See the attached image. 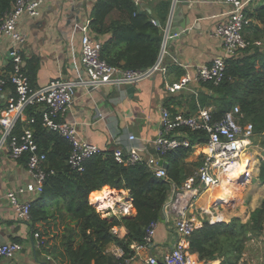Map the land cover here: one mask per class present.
<instances>
[{
	"label": "built area",
	"instance_id": "obj_1",
	"mask_svg": "<svg viewBox=\"0 0 264 264\" xmlns=\"http://www.w3.org/2000/svg\"><path fill=\"white\" fill-rule=\"evenodd\" d=\"M251 1L207 0L210 4L229 8L225 22L213 32L214 38L221 43L222 55L216 57L210 65L198 66L194 70L193 77L186 75L179 83L166 84L168 92L180 91L190 84L203 83L218 86L222 83L225 75V62L231 58H239L241 52L249 46L243 37V32L251 22L246 15L248 4ZM44 2L45 0H14L10 12L0 23V38H6L12 43L9 50L11 71L7 78H0V94L8 86L13 88V93L7 101V107L0 115L2 130L0 153L6 149L9 157L14 161L26 156L28 174L34 180L39 194L42 192L46 179L53 172L46 171L43 167L45 156L39 153L32 130L25 128L19 134H15L17 124L22 120L25 111L29 107L39 106L41 126L50 132L57 133L69 143L71 152L67 165L72 171L82 172L85 162L102 151L96 146L81 141L75 127L63 120L72 109L76 89L97 90L105 86H135L150 80L158 73L165 75L164 62L167 56L166 44L169 39L167 27L160 55L151 68L137 71L121 70L108 65L101 59L102 44L90 36V23L86 21L80 28L82 32L80 61L84 68V78L58 79L43 88L32 89L23 72L22 51L27 37L19 31L18 25L22 16L26 15L31 19L38 18ZM153 24L156 25L154 21ZM213 113V108L209 107L202 108L193 115L172 114L164 109L160 112L159 131L152 142L155 157L142 152V149L137 146L139 140L133 136L128 137L130 146L114 151L115 161L119 164L132 166L144 163L157 179L167 180V172L160 165L161 157L182 148H192L188 139L181 136L185 134L183 131L201 134L205 140L203 144H199L203 156L201 165L181 186L172 187L173 193L164 207V214L171 221L170 227L174 237L172 247L160 257L152 253L159 225V222H153L146 229L142 242L130 245L131 254L129 256L117 247L109 250L116 259V264H134L135 262H141V264H202L197 263L194 257L187 252V239L204 223L211 226L224 223L217 207L223 206L229 200L224 196L226 199L221 198L211 204V190L219 185H224L231 190L248 181L247 171L250 166L248 154L254 144L253 127L251 124L241 123L242 115L238 107L225 112L220 119L215 118ZM99 117L103 118L100 114ZM24 193L23 189L9 192L6 200L13 209L15 218L30 226L32 203L19 200V196ZM205 195H208L206 207H199L198 203ZM106 197L108 206L105 210H99L96 200L98 197L94 198V204L89 201V204L103 218L132 215L133 209L129 195L127 197L108 189ZM219 219H221L220 222ZM119 229L114 228L112 233L123 237ZM34 238L39 245V235L35 234ZM253 241L264 249V231L258 239H253ZM20 250L21 247L17 243L0 246V260L12 259ZM143 252H146L144 258L140 257ZM256 264H264V262L259 261Z\"/></svg>",
	"mask_w": 264,
	"mask_h": 264
},
{
	"label": "trees",
	"instance_id": "obj_2",
	"mask_svg": "<svg viewBox=\"0 0 264 264\" xmlns=\"http://www.w3.org/2000/svg\"><path fill=\"white\" fill-rule=\"evenodd\" d=\"M13 2L0 0V23L10 12ZM259 3V7L246 12L251 21L243 32L248 48L241 52L239 58L225 62V75L220 85L207 84V88L214 101L221 105V109L214 110L213 116L220 119L225 112L238 107L241 123L253 127L254 144L264 148V0H259ZM170 8L169 2H160L156 18H152L139 14L135 0H98L90 15L89 28L94 39H106L101 43V59L121 70L151 68L161 52L164 22ZM113 12L120 20L107 24L106 20ZM153 21L159 25H154ZM38 109L39 106L29 107L25 113L33 116L34 123L30 129L39 153L45 156L43 167L53 173L43 184L37 200L31 204L30 227L33 236L39 235L37 247L50 258L48 263L116 264L109 248H120L129 256L130 245L142 242L148 226L161 221L172 187L181 186V181L188 176L187 168L190 166L184 162L191 150L182 148L161 157L171 164L166 170L167 180L157 179L144 163L132 166L119 164L115 161L114 150L92 157L85 162L82 172H75L67 165L71 152L69 143L41 126ZM19 127L21 121L15 134L20 133ZM183 133L189 135L190 141L198 136L201 144L205 141L201 134ZM260 179L264 183V165L260 167ZM105 187L127 191L135 214L103 218L89 204V196ZM51 220L56 229L52 230V239L48 238L52 231H48L45 225ZM114 228L124 229L125 236L113 234ZM263 231L264 200L245 224L237 219L213 226L204 223L187 239L186 249L197 263L238 264L246 243L258 239Z\"/></svg>",
	"mask_w": 264,
	"mask_h": 264
},
{
	"label": "crops",
	"instance_id": "obj_3",
	"mask_svg": "<svg viewBox=\"0 0 264 264\" xmlns=\"http://www.w3.org/2000/svg\"><path fill=\"white\" fill-rule=\"evenodd\" d=\"M97 1L45 0L38 18L31 19L26 15L21 17L18 29L27 37L22 51L23 69L32 89L43 88L58 79L84 78V68L80 61L82 36L80 28L86 21L90 23V15ZM162 1L169 2L170 7L174 3V0H135V3L139 5V14L156 18L157 8ZM175 5L176 9L182 10L179 16L175 17V28L179 29L184 24L185 31L188 33L169 45V39L167 40L165 75L158 73L150 80L135 85L132 94L127 92L126 86H105L97 90L76 89L72 109L63 120L75 127L81 141L98 147L102 152L115 151L130 146L128 137L133 136L139 140L137 146L142 149V152L155 157L152 142L159 131L162 110H168L172 114L193 115L206 107L217 111L221 109L220 103L214 101L207 84H190L187 88L174 93L167 91L166 84L179 83L186 75L193 77L194 70L198 66L210 65L216 57L222 55L221 43L214 38L213 32L225 22L229 8L210 4L207 0H176ZM259 5V0H252L248 4V9H255ZM170 12L171 8L164 22L163 40L169 26ZM118 20L120 17L113 12L106 22L108 24ZM90 36H92L91 32ZM105 40L100 38L99 41L102 43ZM11 45L8 39L0 38V78H7L11 71L9 57ZM12 89L8 86L0 94V115L7 107L8 98L13 93ZM99 114L103 116L102 119ZM33 123V116L25 113L19 128L21 130L30 128ZM181 136L188 139L192 148L184 162L190 166L187 168L188 176L180 184L195 172L198 167L193 165H200L203 158L199 147L201 137H195L193 141H190L189 135ZM1 137L0 128V140ZM248 155L250 160L248 181L225 193L227 197L229 196V204H224V207L217 205V211H220L219 216L226 223L234 219L242 224L247 223L251 213L260 208L264 200V183L260 179V167L264 165V148L253 144ZM26 163L25 157L17 161L12 160L6 149L0 153V246L17 243L21 247L14 258L1 259L0 264H55L47 262L50 258L37 247V240L33 236L31 227L15 218L13 209L6 200L9 192L19 189L25 192L19 196L21 202L33 203L40 195L34 180L28 174ZM165 163L164 160L160 161V165ZM166 164L168 167L171 165ZM108 189L110 188L105 187L99 192L92 193L89 201L92 202V199L99 197ZM117 192L127 197L129 195L127 191ZM105 195L107 196V193ZM207 197L208 195H205L200 199L199 207H206ZM221 198L216 200L219 201ZM97 204L103 205L104 208L108 206L106 199L97 201ZM134 214L133 210L131 216ZM164 216L165 214L159 222L154 247L151 250L159 257L172 247L174 241L170 227L171 221ZM40 232L41 228H39ZM119 233L122 236L126 234L122 228L119 229ZM145 255L146 252H143L140 257L144 258ZM243 257L244 254L240 261Z\"/></svg>",
	"mask_w": 264,
	"mask_h": 264
},
{
	"label": "rangeland",
	"instance_id": "obj_4",
	"mask_svg": "<svg viewBox=\"0 0 264 264\" xmlns=\"http://www.w3.org/2000/svg\"><path fill=\"white\" fill-rule=\"evenodd\" d=\"M172 193H173V191L171 192V195H172ZM224 196L227 197V195L225 194V195L222 196L223 197L222 199H226V198H224ZM239 198H240V196H239ZM215 220H216V218H215ZM53 223H54V221L51 220V221H49V223L45 224L48 227V231L56 230V229H54ZM224 223H226V222H224ZM49 224H50V226H49ZM53 235H54V233L52 231L48 238L52 239ZM254 261H256V263H258L259 261H263L264 262V249L261 246H259L258 244H256L251 239L245 245L243 260L239 261L238 264H254ZM134 264H136V262Z\"/></svg>",
	"mask_w": 264,
	"mask_h": 264
},
{
	"label": "water",
	"instance_id": "obj_5",
	"mask_svg": "<svg viewBox=\"0 0 264 264\" xmlns=\"http://www.w3.org/2000/svg\"><path fill=\"white\" fill-rule=\"evenodd\" d=\"M185 6L186 3H185ZM182 12L181 9H176V5L175 3H172V6H171V12H170V16H169V26H168V36H169V42H168V45L174 41V40H177V39H181L183 38V36H185L188 32L185 31V27H184V24L181 25L179 27V29H176L175 28V17L176 16H179V14ZM188 23V22H187ZM156 25L158 26L159 23L157 22ZM11 59V58H10ZM126 89H127V92L129 94H132L134 92V85H126ZM162 163V162H161ZM165 170L168 169V165L165 163L163 165H161ZM215 202V200H213ZM163 218V217H162Z\"/></svg>",
	"mask_w": 264,
	"mask_h": 264
},
{
	"label": "bare ground",
	"instance_id": "obj_6",
	"mask_svg": "<svg viewBox=\"0 0 264 264\" xmlns=\"http://www.w3.org/2000/svg\"><path fill=\"white\" fill-rule=\"evenodd\" d=\"M247 172H249V170L247 171ZM230 192V190H229V188H226V187H224V185H219V186H217V187H214L212 190H211V199H212V201L213 200H216V198L218 199H220V197H222L223 195H225V193H229ZM107 193V191L106 192H104L103 194H101L96 200L97 201H104L107 197H106V194ZM223 198V197H222ZM225 198V197H224ZM228 198V197H227ZM95 203V199H92V204H94ZM228 203V202H227ZM229 204V203H228ZM98 205V204H97ZM225 205H223V207H224ZM231 206V205H230ZM98 208H99V210H105V208H104V206L103 205H98ZM221 221V219H219V222Z\"/></svg>",
	"mask_w": 264,
	"mask_h": 264
}]
</instances>
